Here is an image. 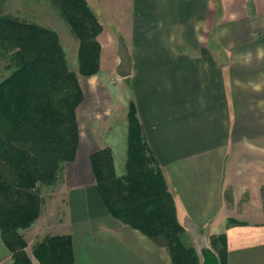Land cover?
Returning a JSON list of instances; mask_svg holds the SVG:
<instances>
[{"label": "crops", "instance_id": "1", "mask_svg": "<svg viewBox=\"0 0 264 264\" xmlns=\"http://www.w3.org/2000/svg\"><path fill=\"white\" fill-rule=\"evenodd\" d=\"M89 1L102 27L100 70L78 76V145L62 166L65 214L53 235L71 236L75 264H171L164 247L111 217L95 188L92 154L109 148L114 170L116 150L126 161L132 101L199 264L198 247L217 256L210 239L222 234L226 264H264V0H118L114 10L107 0L109 27L94 10L103 2ZM10 263L0 238V264Z\"/></svg>", "mask_w": 264, "mask_h": 264}, {"label": "trees", "instance_id": "2", "mask_svg": "<svg viewBox=\"0 0 264 264\" xmlns=\"http://www.w3.org/2000/svg\"><path fill=\"white\" fill-rule=\"evenodd\" d=\"M78 40L77 72L68 68L57 34L0 16V53L10 74L0 81V238L10 264H32L18 230L40 216L39 185L54 184L72 163L78 145L76 110L82 101L78 76L99 70L102 27L88 0H54ZM124 174H115L109 148L90 156L95 188L111 217L164 247L171 264H199L185 243L162 171L149 149L134 102L126 114ZM231 224L242 225L230 221ZM226 264V236L210 239ZM38 264H75L69 235L45 237L32 251Z\"/></svg>", "mask_w": 264, "mask_h": 264}, {"label": "rangeland", "instance_id": "3", "mask_svg": "<svg viewBox=\"0 0 264 264\" xmlns=\"http://www.w3.org/2000/svg\"><path fill=\"white\" fill-rule=\"evenodd\" d=\"M106 1L107 0H90L89 5L92 4L94 6V3L97 4L100 2L99 4H102L103 2V6H98L97 8L94 7V10L97 12L98 17L101 20L100 22L109 27L114 23L108 22L105 19L106 13L104 12V4ZM118 2V0H111V2H109V8L116 9ZM0 16L32 23L54 31L57 34L60 44L64 50L68 68L73 72H77L78 40L72 34L63 13L54 0H0ZM10 72L11 69L7 58L2 56L0 53V81L7 77ZM119 88H121L120 92L123 95H130L129 86L124 84V86L119 85ZM118 123V125H114V128L117 132L120 131V133H122L125 127V122L119 121ZM124 159L125 156L121 157L120 152L116 150L115 174L117 176L124 174ZM60 180L61 174L54 184H43L38 186L36 192L41 201L40 216L29 227L18 230V234L22 236L26 243L25 251L32 264H38L33 256V249L45 237L55 236L53 234L56 226L64 219L65 206L62 203V196L60 195L58 189ZM185 235V243L194 249L192 245V238H190L187 234Z\"/></svg>", "mask_w": 264, "mask_h": 264}, {"label": "water", "instance_id": "4", "mask_svg": "<svg viewBox=\"0 0 264 264\" xmlns=\"http://www.w3.org/2000/svg\"><path fill=\"white\" fill-rule=\"evenodd\" d=\"M117 55L119 65L116 67L115 73L121 79L127 78L130 76V57L122 39L118 40ZM198 252L203 259L202 264H219L216 254L206 245H200Z\"/></svg>", "mask_w": 264, "mask_h": 264}]
</instances>
